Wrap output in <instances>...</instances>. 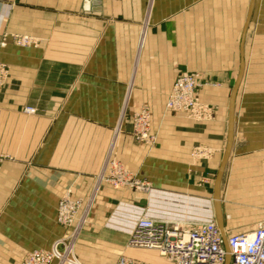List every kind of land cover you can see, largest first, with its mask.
<instances>
[{
	"label": "crops",
	"instance_id": "crops-1",
	"mask_svg": "<svg viewBox=\"0 0 264 264\" xmlns=\"http://www.w3.org/2000/svg\"><path fill=\"white\" fill-rule=\"evenodd\" d=\"M100 1L87 11L85 0H0V61L9 67L0 87V264H22L67 234L57 209L68 190L85 203L96 192L74 247L81 264H174L130 247V233L140 217L217 222L242 67L220 182L225 236L264 221V0H254L244 42L252 0ZM13 34L36 44L17 46ZM183 73L208 83L200 97L215 108L211 118L166 110ZM141 108L153 146L132 134ZM199 146L213 155L192 161ZM111 151L151 183L149 193L99 182Z\"/></svg>",
	"mask_w": 264,
	"mask_h": 264
},
{
	"label": "built area",
	"instance_id": "built-area-1",
	"mask_svg": "<svg viewBox=\"0 0 264 264\" xmlns=\"http://www.w3.org/2000/svg\"><path fill=\"white\" fill-rule=\"evenodd\" d=\"M11 38L15 45L21 47L36 44L27 35L13 34ZM7 39L6 34L0 42L1 47L7 45ZM8 75V65L0 61V87L5 84ZM205 84L208 83L202 81L200 73L180 74L168 96L166 110L172 113L184 112L197 120L211 118L215 108L203 104L200 98V90ZM132 134L137 141L148 146L156 143L157 137L151 131V113L148 108H142L133 114ZM212 155L213 151L208 147L199 146L192 151V156L198 159H209ZM98 180L115 188L127 187L141 193H149L152 189L150 182L138 179L120 164L114 158L113 151ZM95 194L96 192L85 203L81 199H73L68 190L61 197L57 209V222L68 229L67 234L49 250L30 252L22 264H81L74 247L79 232L87 221ZM226 238L231 256L230 264H264V221L252 233L233 234ZM128 244L133 248L156 250L174 264H226L228 256L224 238L215 220L181 227L178 223L140 217L130 233ZM116 264L136 262L121 257Z\"/></svg>",
	"mask_w": 264,
	"mask_h": 264
},
{
	"label": "water",
	"instance_id": "water-1",
	"mask_svg": "<svg viewBox=\"0 0 264 264\" xmlns=\"http://www.w3.org/2000/svg\"><path fill=\"white\" fill-rule=\"evenodd\" d=\"M253 4H254V0L251 1V6H250V10H249V14H248V19L243 31V37L242 40L244 42L245 39V35H246V31L248 28V24L252 15V11H253ZM100 5H101V1L100 0H85V5H84V9L85 10H100ZM243 76V67L240 70V73L238 75L237 81H236V85L233 88L232 92H231V104H230V110H231V127H230V132H229V138H228V145H227V149L225 151V154L223 156V160H222V166L221 169L219 170V177L216 181V185H215V202H216V213H217V222H218V226L221 230L222 236L224 238L225 241V247L228 251V256H227V262L226 264H230L231 262V256L229 254V248H228V244H227V238L225 236L224 233V227H223V219H222V213H221V207H220V182H221V177L223 174V170H224V166L227 162V159L229 157V152H230V147H231V143H232V138H233V115H234V107H235V97L237 94V90H238V86L239 83L242 79Z\"/></svg>",
	"mask_w": 264,
	"mask_h": 264
},
{
	"label": "rangeland",
	"instance_id": "rangeland-1",
	"mask_svg": "<svg viewBox=\"0 0 264 264\" xmlns=\"http://www.w3.org/2000/svg\"><path fill=\"white\" fill-rule=\"evenodd\" d=\"M201 98V97H200ZM142 109V108H141ZM27 110H31V109H27ZM140 110V109H139ZM138 111V110H137ZM28 112V111H27ZM34 112V111H33ZM136 112V111H135ZM30 113H32V112H30ZM184 113V112H183ZM189 117V116H188ZM144 144V143H143ZM146 145V144H145ZM115 158V157H114ZM116 159V158H115ZM1 160H2V157H1ZM0 160V161H1ZM117 160V159H116ZM191 160L192 161H200V160H202V159H198V158H194L193 156H192V152H191ZM120 164H122L119 160H117ZM126 168V167H125ZM127 169V168H126ZM128 170V169H127ZM128 171H130V170H128ZM131 172V171H130ZM132 173V175L133 176H135V177H137V175L135 174V173H133V172H131ZM138 179H140L139 177H137ZM119 188H121V187H119ZM124 188H127V187H124ZM128 189H130V188H128ZM131 190H133V189H131ZM133 191H135V192H137L136 190H133ZM213 203H214V206L216 207V202H215V192H214V198H213Z\"/></svg>",
	"mask_w": 264,
	"mask_h": 264
}]
</instances>
